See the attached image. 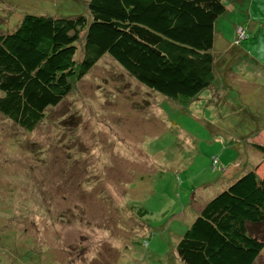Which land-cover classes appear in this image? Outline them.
Instances as JSON below:
<instances>
[{
    "label": "rangeland",
    "instance_id": "rangeland-1",
    "mask_svg": "<svg viewBox=\"0 0 264 264\" xmlns=\"http://www.w3.org/2000/svg\"><path fill=\"white\" fill-rule=\"evenodd\" d=\"M89 1L0 0V32L25 15L89 17ZM224 1L193 99L103 55L33 131L0 115V264H183L176 246L202 205L262 172L264 0Z\"/></svg>",
    "mask_w": 264,
    "mask_h": 264
},
{
    "label": "trees",
    "instance_id": "trees-1",
    "mask_svg": "<svg viewBox=\"0 0 264 264\" xmlns=\"http://www.w3.org/2000/svg\"><path fill=\"white\" fill-rule=\"evenodd\" d=\"M225 11L224 0H90L89 17L25 15L0 32V115L33 131L103 55L153 92L193 99L210 85ZM259 164L261 173L236 178L202 205L176 246L183 264H255L264 248V151Z\"/></svg>",
    "mask_w": 264,
    "mask_h": 264
},
{
    "label": "crops",
    "instance_id": "crops-1",
    "mask_svg": "<svg viewBox=\"0 0 264 264\" xmlns=\"http://www.w3.org/2000/svg\"><path fill=\"white\" fill-rule=\"evenodd\" d=\"M225 5H226V3H225ZM236 59H237V57H235Z\"/></svg>",
    "mask_w": 264,
    "mask_h": 264
},
{
    "label": "built area",
    "instance_id": "built-area-1",
    "mask_svg": "<svg viewBox=\"0 0 264 264\" xmlns=\"http://www.w3.org/2000/svg\"><path fill=\"white\" fill-rule=\"evenodd\" d=\"M214 162H215V160H214Z\"/></svg>",
    "mask_w": 264,
    "mask_h": 264
}]
</instances>
